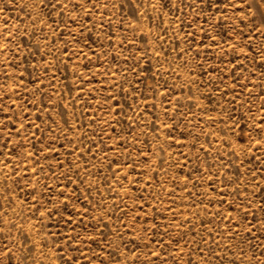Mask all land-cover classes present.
Returning <instances> with one entry per match:
<instances>
[{"label": "rangeland", "instance_id": "374dc122", "mask_svg": "<svg viewBox=\"0 0 264 264\" xmlns=\"http://www.w3.org/2000/svg\"><path fill=\"white\" fill-rule=\"evenodd\" d=\"M0 264H264V0H0Z\"/></svg>", "mask_w": 264, "mask_h": 264}]
</instances>
